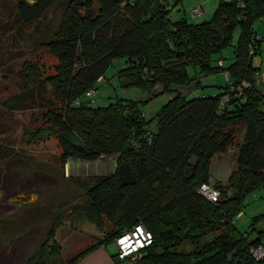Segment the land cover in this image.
I'll list each match as a JSON object with an SVG mask.
<instances>
[{"label": "trees", "instance_id": "trees-1", "mask_svg": "<svg viewBox=\"0 0 264 264\" xmlns=\"http://www.w3.org/2000/svg\"><path fill=\"white\" fill-rule=\"evenodd\" d=\"M240 1L220 0L210 19L192 23L173 20L167 0H17L16 21L23 29L39 30L56 3L62 2L64 14L52 36L38 41L57 63L49 70L23 63L20 91L3 104L12 111L39 110L32 121L38 125L25 128L27 141L55 138L62 166L70 160H117L112 174L69 176L87 190L83 219L100 228L107 220L115 229L67 263L51 261L59 252L53 230L50 249L42 248L28 264H74L138 223L154 240L136 264H264L251 258V248L264 245V230L251 239L236 225L244 199L264 187V86L257 87L261 72L253 64L262 50L255 21L264 17V0H245V7ZM117 63L125 64L115 69L120 86L153 96L175 92L174 97L151 119L143 112L146 100L77 105L88 89L99 90V79ZM226 71L234 89L214 83ZM191 86L200 94L184 90ZM238 127L245 131L241 143ZM236 145L233 193L214 184L221 194L211 201L198 189L213 183V158ZM15 156L11 145L0 144V166ZM122 164L133 171L130 183L119 179Z\"/></svg>", "mask_w": 264, "mask_h": 264}, {"label": "rangeland", "instance_id": "rangeland-1", "mask_svg": "<svg viewBox=\"0 0 264 264\" xmlns=\"http://www.w3.org/2000/svg\"><path fill=\"white\" fill-rule=\"evenodd\" d=\"M28 1L34 3L36 0ZM167 2L173 10L171 17L174 19L176 13H186L198 3L204 4L212 16L220 0ZM63 9L62 2L53 5L43 18L40 29L35 31L34 27L23 29L16 21L17 0H0V144L11 145L14 156L18 155L10 164L3 163L0 166V264H28L29 258L42 248L50 249L48 237L53 230L59 252L51 261L67 263L89 246L98 244L115 229L114 224L107 220L100 228L83 219L79 212L88 202L87 190L74 183L70 177L85 180L92 176L112 174L117 167L116 157L97 161L70 160L66 166H62L61 150L55 138L33 143L27 141L25 128L38 125L32 121L40 114L39 110L12 111L3 104L20 91L18 71L23 63H38L47 70L57 63L51 52L40 47L38 41L52 36L63 17ZM255 29L263 40L262 50L253 56V64L259 68L264 86V17L255 21ZM237 37L238 34L234 42ZM225 54L230 56L232 48ZM119 65L125 64L117 63L110 68L108 77L100 82L94 98L95 105H107L117 97L146 100L143 112L147 119H151L174 97L175 92L167 91L153 96L137 86H120L115 77V69ZM217 77L224 83V77ZM189 89H193V86L184 90ZM200 92V88H195L190 94L199 95ZM237 130V142L241 143L244 127H238ZM237 154L236 145L228 152L215 156L211 166L213 184L230 195L233 189L229 178L237 167ZM242 209L236 225L239 231L248 232L254 239L259 231L264 230V187L251 192L244 199Z\"/></svg>", "mask_w": 264, "mask_h": 264}, {"label": "built area", "instance_id": "built-area-1", "mask_svg": "<svg viewBox=\"0 0 264 264\" xmlns=\"http://www.w3.org/2000/svg\"><path fill=\"white\" fill-rule=\"evenodd\" d=\"M240 4L245 7V0H241ZM167 7L170 8V5L167 4ZM203 13L204 5L202 3H198L191 9L192 18H198ZM253 52L254 50L252 49L250 53L253 54ZM218 65L223 66V60H219ZM224 78L225 82L231 85L230 73L228 71L224 73ZM100 80H102V77L99 79V81ZM255 82L258 88H263L262 75L260 73L255 76ZM231 88L234 89L232 85ZM97 92L98 89L96 87H91L82 97L78 98L75 103L77 105H80L86 101L92 103L94 101V98L96 97ZM228 100L229 97L226 95L224 101ZM198 192L211 201H217L221 194L220 190L213 183L201 185L198 189ZM153 240V233L148 230L142 223H138L115 239V243L118 247L117 256L120 260L136 262L141 256V251L150 246L153 243ZM251 258L255 262L264 260V245H258L253 249L251 248Z\"/></svg>", "mask_w": 264, "mask_h": 264}, {"label": "crops", "instance_id": "crops-1", "mask_svg": "<svg viewBox=\"0 0 264 264\" xmlns=\"http://www.w3.org/2000/svg\"><path fill=\"white\" fill-rule=\"evenodd\" d=\"M197 2H199V1H197ZM172 11H171L170 17L172 16ZM176 15L177 16L174 19L172 17L171 18L173 20H178V19H181V18L185 17L189 22H192V23H199L201 21L208 20V19H210V16H211V15H209V12L205 9V7H204V13L200 16L201 18L200 17L192 18L191 10H189L188 12L183 13V14L176 13ZM207 16L209 18H207ZM217 78L218 77H216L214 83L217 84V85H223V81L220 82L219 79H217ZM218 89L215 90V89L211 88L210 91H218ZM112 244H114V245H112ZM117 253H118V247H117L115 241L114 242H110L108 244H102V245H99L98 247H96L94 250H92L88 254H86L85 256L81 257L74 264H136V262H129V261H126V260L118 259L117 258Z\"/></svg>", "mask_w": 264, "mask_h": 264}, {"label": "water", "instance_id": "water-1", "mask_svg": "<svg viewBox=\"0 0 264 264\" xmlns=\"http://www.w3.org/2000/svg\"><path fill=\"white\" fill-rule=\"evenodd\" d=\"M119 179L124 183H130L132 182L135 178H134V174L133 171L131 169V167L127 164V165H120L119 167ZM244 264V263H242Z\"/></svg>", "mask_w": 264, "mask_h": 264}]
</instances>
